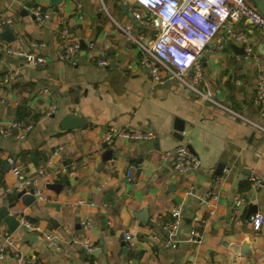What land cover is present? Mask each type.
Returning <instances> with one entry per match:
<instances>
[{"label": "crops", "instance_id": "0c3cea01", "mask_svg": "<svg viewBox=\"0 0 264 264\" xmlns=\"http://www.w3.org/2000/svg\"><path fill=\"white\" fill-rule=\"evenodd\" d=\"M139 9L131 0H0L15 37L4 43L41 42L48 61L33 67L0 51V129L17 125L0 135V215L6 209L37 227L8 233L0 216V264H264V223L258 232L249 223L264 215V133L253 125L264 127V37L245 19L226 22L199 58L202 81L234 115L162 67L159 80L149 75L139 44L149 46L155 31L134 18ZM34 10L51 16L38 25ZM227 28L244 35L257 58L233 50L242 45L225 40ZM75 43L76 65L60 61ZM67 116L82 126L70 127ZM120 128L156 139L105 141ZM180 144L197 169L178 172L163 160ZM18 177L37 181L30 206L16 195ZM235 198L243 200L236 221ZM245 242L249 255L238 252Z\"/></svg>", "mask_w": 264, "mask_h": 264}, {"label": "built area", "instance_id": "2783aa9c", "mask_svg": "<svg viewBox=\"0 0 264 264\" xmlns=\"http://www.w3.org/2000/svg\"><path fill=\"white\" fill-rule=\"evenodd\" d=\"M143 3L145 7L138 6L135 3L140 9L134 11V18L141 23H148L155 31V39L149 46L139 44L144 51L141 64L149 75L154 80H159L160 68L162 67L164 71L170 72L179 83L185 85L195 97L236 115L228 107L219 104L213 98L214 95L210 86L202 81L199 58L226 22L236 23L241 19H245L252 28L264 36V15L249 0H143ZM142 10H148V14L144 15ZM33 16L37 24L42 25L50 18L51 13L49 11L34 10ZM11 23L10 18H0V29ZM127 30L128 27L124 28V31ZM67 34L68 30L63 29L60 34L61 39L64 40ZM130 38L134 40V38ZM225 40L243 45L245 58H257L244 35L236 34L227 28L225 30ZM23 44L9 45L1 42L0 51L22 59L29 66L43 67L48 64L42 53L43 43L31 42L27 46ZM92 47L93 44H90V48ZM78 52L79 46L75 43L64 49L59 60L70 65H76ZM97 64L105 65L104 59H99ZM200 83L202 86H200ZM261 99H264V79L257 82V100ZM253 125L264 133V127ZM15 126L17 125L12 127ZM12 127L8 126L0 129V135H11ZM104 139L109 144H113L116 139H123L128 142H146L155 140L156 134L150 130L120 128L110 129L104 135ZM163 160L178 172L195 170L200 164L197 157L185 144H180L174 150L166 152ZM130 173L128 171V178ZM258 185L262 186L261 184ZM17 187L26 191L33 188L34 195L39 197L37 181L34 178L18 177ZM207 197L206 203L210 199H216V195L213 194ZM242 203L243 200L239 198H235L233 201L231 218L235 221L238 220L239 208ZM79 204H82V201ZM171 216L175 219L174 227L177 218L180 216L179 210H172ZM249 223L253 231L258 232L264 223V215L261 213L251 215ZM19 227L28 230L37 229L35 225L23 218L19 219ZM165 229H167V226H165ZM169 244L168 241L165 246L167 247ZM85 248L91 249L90 245L87 244H85ZM3 252V248L0 247V258L3 256Z\"/></svg>", "mask_w": 264, "mask_h": 264}, {"label": "water", "instance_id": "95a60500", "mask_svg": "<svg viewBox=\"0 0 264 264\" xmlns=\"http://www.w3.org/2000/svg\"><path fill=\"white\" fill-rule=\"evenodd\" d=\"M56 1L57 0H52L53 4H56ZM249 1H251L256 6L258 11L264 15V0H249ZM120 7H121V9H123L124 13H127V11H126L127 8L124 5H120ZM25 15H26V13H25ZM14 39H15L14 34L9 27L4 28V30L2 32H0V41L6 42V43H11ZM231 48L235 51H238L241 54H243V52H244V46L243 45L241 47H238V46L233 44L231 46ZM258 52L264 56V39L262 40V46L258 49ZM65 120L69 122L70 127L82 126V123L78 119H76L72 116H67L65 118ZM176 130L178 132H183L184 127L183 128L181 126L177 127ZM106 153L109 156V159H111V156L113 153L112 150H108ZM220 167L222 168V166H220ZM50 188L56 191L59 188L58 183L55 182V183L51 184ZM16 195L18 198H20L22 200V203L25 206L32 205L37 198L34 195V191L32 189H30L28 192L25 189L20 190L16 193ZM255 210H256V208H254V207H253V209H250L248 211V215L254 213ZM0 216L2 218V223L4 225H6L8 233L14 232L17 229V227L19 226V220L16 218V215H14V214L9 215L8 212L6 211V209H2ZM246 245H247V243L245 242L243 244V246L240 249H238V252H242V254H245V255L251 254L249 251H244Z\"/></svg>", "mask_w": 264, "mask_h": 264}, {"label": "clouds", "instance_id": "9594fccd", "mask_svg": "<svg viewBox=\"0 0 264 264\" xmlns=\"http://www.w3.org/2000/svg\"><path fill=\"white\" fill-rule=\"evenodd\" d=\"M132 1H134L138 6L145 7L143 0H132Z\"/></svg>", "mask_w": 264, "mask_h": 264}]
</instances>
